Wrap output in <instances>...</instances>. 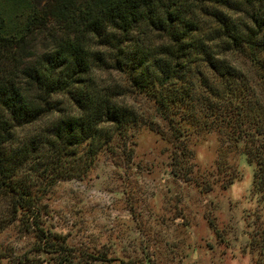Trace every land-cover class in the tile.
<instances>
[{
  "label": "trees",
  "instance_id": "16d2710c",
  "mask_svg": "<svg viewBox=\"0 0 264 264\" xmlns=\"http://www.w3.org/2000/svg\"><path fill=\"white\" fill-rule=\"evenodd\" d=\"M48 28L38 52L31 36ZM103 70L122 80L100 85ZM130 92L152 103L169 139L217 130L224 152L253 165L264 201V0H0V231L33 226L67 255L63 237L39 226V205L147 124L121 101Z\"/></svg>",
  "mask_w": 264,
  "mask_h": 264
},
{
  "label": "rangeland",
  "instance_id": "374dc122",
  "mask_svg": "<svg viewBox=\"0 0 264 264\" xmlns=\"http://www.w3.org/2000/svg\"><path fill=\"white\" fill-rule=\"evenodd\" d=\"M52 34L31 36L38 52ZM97 74L100 85L122 80L113 70ZM121 101L148 125L116 139L83 179L58 180L39 205V226L63 237L67 255L15 221L0 231V264H262L264 201L253 189V165L224 152L217 130L169 139L150 101L132 92ZM6 215L0 198V224Z\"/></svg>",
  "mask_w": 264,
  "mask_h": 264
}]
</instances>
